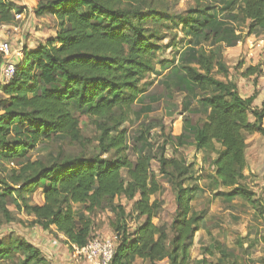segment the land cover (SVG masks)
<instances>
[{"label":"trees","instance_id":"16d2710c","mask_svg":"<svg viewBox=\"0 0 264 264\" xmlns=\"http://www.w3.org/2000/svg\"><path fill=\"white\" fill-rule=\"evenodd\" d=\"M32 12L37 18L53 17L58 29L34 50L24 49L13 77L2 84L0 97V225L15 221L10 205L32 217L26 226L56 230L73 246L83 248L96 237L95 213L105 210L117 196L134 199L133 212L144 221L133 231L125 222H112L120 240L110 264H190L191 247L202 215L191 212L194 189L179 185L178 218L173 223L174 237L168 241L166 229L154 223L161 204L153 197L160 184L152 170L154 156L139 146L147 142L146 133L129 138L122 126L128 121L133 105L145 93L141 82L155 73L160 46L158 31L147 27L150 11L158 0H35ZM229 0L234 17L249 21L250 34L264 27V0ZM24 7L11 0H0V25L16 24L15 16ZM210 8L193 10L182 20L198 43L188 56L191 62L178 77V91H185L183 109L188 111L189 92L199 91L208 114L205 121L191 128L198 150L214 153L211 166L217 188L228 197L240 196L258 205L264 215V202L244 183L248 167L246 134L264 137L263 110H252L254 97L244 98L229 78V65L223 60L222 46L233 47L241 40ZM153 17V16H152ZM155 18V17H154ZM18 23V22H17ZM185 55V57H188ZM264 75L250 66L245 75ZM222 76L225 79H220ZM96 128L101 152L84 157L37 158L30 153L42 142L64 138L82 144L89 141L81 131L80 117ZM255 121H250V117ZM184 135L179 136L183 145ZM219 145V148L217 147ZM136 155L132 159L129 153ZM107 154L108 157H102ZM161 172L168 167L185 175L189 167L175 158L159 157ZM123 171L129 179L123 177ZM42 190L44 202L32 203ZM25 225L24 220H20ZM12 232L6 233L10 235ZM8 235V236H9ZM8 244L0 240V264L12 249L24 255L19 264H52L42 252L23 237ZM12 237V238H11ZM210 264L227 263L223 257Z\"/></svg>","mask_w":264,"mask_h":264},{"label":"rangeland","instance_id":"374dc122","mask_svg":"<svg viewBox=\"0 0 264 264\" xmlns=\"http://www.w3.org/2000/svg\"><path fill=\"white\" fill-rule=\"evenodd\" d=\"M16 7H24L29 14L27 5L33 6L35 0H13ZM241 6L245 0H239ZM210 8L208 14H214L223 23L234 30L241 38L236 46H222L223 60L229 65V78L236 82L240 93L247 95L248 90L255 89L256 93H263L264 75L246 76L248 67H258L264 73V27H259L258 33H249V21L234 17L236 11L231 10L229 0H158L150 11L147 27L158 31L159 38L156 42L160 49L156 58V72L149 74L142 82L143 93L133 105L128 121L122 126L128 132L129 138H136L141 132L146 133L147 142L139 143L145 147L154 158L152 170L157 176L160 191L153 197L161 204L160 214L154 219V223L166 229L168 241L175 233L173 223L178 218L177 193L179 185L184 188L194 189L191 200V212L202 215V228L198 230L191 247L190 264H210L223 257L227 263L236 264H264V215L258 205H254L246 198L235 196L228 197L224 191L229 189L217 188L214 180V171L211 161L216 155L209 151L198 150L194 145L191 128L194 124L206 120L208 110L202 106L199 91L189 92L191 99L190 109H183L185 91H178L176 84L178 77H173V84L169 85L171 70L179 67L183 74L191 58L188 56L196 44L210 48V43L196 41L194 35L184 30L182 20L193 10ZM153 16V17H152ZM28 17V15L26 16ZM33 17V13H32ZM155 17V18H154ZM34 18V17H33ZM24 21L20 24L23 25ZM188 56V57H185ZM220 79H225L218 76ZM264 95V94H263ZM80 117L78 113L75 114ZM82 134L89 140L82 144L70 142L64 138H58L51 142H42L30 153V157L56 158L63 153L64 157H84L97 154L100 151L97 137L98 131L86 118L80 117ZM183 134V145H180L179 136ZM248 142L247 158L249 169L256 173L247 175L244 183L255 193V198L264 202V184L257 170L264 162V137L261 134L245 135ZM219 148V145L217 144ZM164 152L165 157L175 158L189 167L185 175L175 172L168 167L165 173L161 172L159 157ZM132 159L136 155L129 153ZM102 157H108L102 154ZM248 169V168H247ZM4 168L0 165V178L4 175ZM123 177L129 179L128 173L123 171ZM42 201V190H38L32 196V203L39 204ZM135 200L128 199L125 195L117 196L105 210H97L95 213V236H106L111 233L112 222L120 219L125 222L129 231L144 221L142 217L137 220L134 212ZM15 216V221L0 225V240L6 242L9 236L22 237L27 231L25 228L32 217L25 213H19L15 204L9 206ZM3 219L0 216V220ZM24 220L25 225L20 222ZM109 230V231H108ZM12 232L9 236L6 233ZM105 232V233H104ZM12 238V237H11ZM9 241V239H8ZM6 242L8 244L9 242ZM22 254L12 249L11 255L4 261L6 264H19L23 259ZM136 264H143L138 259ZM145 264V263H144ZM148 264V263H146ZM161 264H168L164 260Z\"/></svg>","mask_w":264,"mask_h":264},{"label":"crops","instance_id":"0c3cea01","mask_svg":"<svg viewBox=\"0 0 264 264\" xmlns=\"http://www.w3.org/2000/svg\"><path fill=\"white\" fill-rule=\"evenodd\" d=\"M27 7L29 9L28 17L24 20L23 25H20L23 21L18 22L17 25H19L20 27V30L18 32L13 31L12 29L9 31H0V35H3L2 37H9L12 39L13 52L17 47L22 48L21 54L23 53L24 49L31 51L38 48L40 44L55 36L58 29V23L55 18L49 16L37 18L32 12V6L28 4ZM32 13L34 18L32 17ZM21 56L17 57L14 54L5 56L0 52V68L5 62L17 63ZM239 89L240 88H238V91L240 92ZM1 96H3L2 84H0V97ZM243 97H254V101L251 107L252 110H259L260 112L263 110L264 95L262 92L260 94L256 93L255 89L253 88V90H248L247 95ZM250 121L254 122L255 118L251 116ZM262 124L264 127V119ZM247 163L248 169H246V175L256 173L255 170L249 169V164L251 163H249L248 158ZM257 174L260 175V179H262V183L264 184V162L262 166L257 170ZM43 202L44 198L42 195V201L39 204H42ZM109 230L112 232L110 228ZM25 231H27V237L25 232L19 233V235L21 234V236L28 243L38 248L52 264H89L87 261L78 259L74 256L73 251L70 250V244L66 241V237L62 233L58 232L55 226L51 227V231L44 230L40 226L28 227L25 228Z\"/></svg>","mask_w":264,"mask_h":264},{"label":"built area","instance_id":"2783aa9c","mask_svg":"<svg viewBox=\"0 0 264 264\" xmlns=\"http://www.w3.org/2000/svg\"><path fill=\"white\" fill-rule=\"evenodd\" d=\"M13 1V0H11ZM29 10V9H28ZM26 8L22 12L17 13L15 16L16 24H2L0 25V31L13 30L18 32L20 30L19 21L27 19L28 13H25ZM0 35V52L5 56L14 54L15 56H21V49L17 47L13 52L12 39L4 38ZM17 63L5 62L0 68V84L7 83L14 75ZM264 94V87H263ZM120 236L117 232H111L109 235L94 237L87 246L78 248L73 246V254L76 258L87 261L89 264H110L116 249L119 245Z\"/></svg>","mask_w":264,"mask_h":264}]
</instances>
